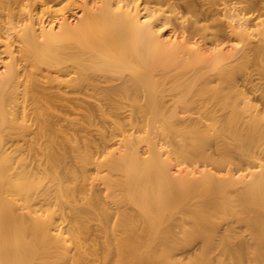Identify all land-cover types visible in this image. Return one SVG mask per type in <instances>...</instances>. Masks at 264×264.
<instances>
[{
  "label": "bare ground",
  "instance_id": "bare-ground-1",
  "mask_svg": "<svg viewBox=\"0 0 264 264\" xmlns=\"http://www.w3.org/2000/svg\"><path fill=\"white\" fill-rule=\"evenodd\" d=\"M49 1L0 0V264H264V0Z\"/></svg>",
  "mask_w": 264,
  "mask_h": 264
},
{
  "label": "rangeland",
  "instance_id": "rangeland-1",
  "mask_svg": "<svg viewBox=\"0 0 264 264\" xmlns=\"http://www.w3.org/2000/svg\"><path fill=\"white\" fill-rule=\"evenodd\" d=\"M126 1V0H125ZM136 1V0H135ZM154 1V2H153ZM183 1L184 0H174V1H172V2H176V3H174V4H176L175 5V7L174 8H176L180 13H182L183 15H185V16H189V17H191V15L189 14V13H186V12H183V9H182V3H183ZM198 1V0H197ZM199 1H201V0H199ZM240 1V3H239V5H242V7L244 6L245 7V1H243V0H239ZM50 3H48V5L50 6V9L51 10H53V13H55V14H57L58 12H59V10H63L64 12V15L65 16H67L68 17V19H69V21L71 22V23H73L75 20H76V18H77V16L79 15V11H78V8H76L74 5L73 6H71L70 8H64L65 7V5H66V1L65 0H50L49 1ZM127 2L131 5V8H132V6L134 5H132V3H134V1H132V0H127ZM132 2V3H131ZM136 4H138L139 6H138V9L141 11L140 13H142L140 16H142L143 15V9H142V7H144V6H148V7H151V8H153V6L154 7H158V5H160V7L161 8H166V5H164V4H160V3H158L157 2V0H137L136 1ZM129 5V6H130ZM162 5V6H161ZM179 5V6H178ZM128 6V7H129ZM243 7V8H244ZM142 9V10H141ZM182 9V10H181ZM16 10V9H15ZM176 10V11H177ZM181 10V11H180ZM56 11V12H55ZM169 13V12H168ZM171 14V13H170ZM169 14V15H170ZM250 14H252V16H254L255 14H256V12H251ZM58 15V14H57ZM56 15V16H57ZM17 16H15L14 17V20L13 21H16L17 20V18H16ZM19 17V16H18ZM23 17H24V15H23ZM47 16H44L42 19H41V21H45L44 22V24H46L47 23V21L50 19L49 17H47ZM142 19H144V18H142ZM262 19H264V14H262V15H260V17L258 18V20H262ZM35 20L36 19H34V22H35ZM145 20H147V18H145ZM173 20H175V19H172V21ZM178 22H180V20H178V19H176ZM174 21V22H176L177 23V21ZM37 22H35V25H34V27H39V25H41L43 22H40L38 19L36 20ZM0 22H1V24H2V27H6V26H8V19H7V16H5V13L3 14V13H0ZM211 22V20H209V21H203L202 22V24H208V23H210ZM176 23H169V24H166L164 27H162V31L163 32H166L165 33V35H166V37H169V36H171V35H173V36H180L182 33H181V30H180V28H178L179 27V23H177V26H175L176 25ZM224 30V31H223ZM222 31H220V33L221 34H223V35H227V33H226V29H223ZM168 35V36H167ZM200 39V40H199ZM198 39V35L197 36H194V38H193V40H195V41H197L199 44H203L202 46L203 47H208V48H212V46L211 45H209L210 43L209 42H207L206 44L203 42V40L201 39V38H199ZM227 40V37H226V39L224 40V42H223V46H225L226 48H230L231 46H232V44L234 43V41L232 40H228V41H226ZM2 41H3V38H0V73H2L3 72V70H4V64H5V62H7V53L6 52H3V50H4V47H3V44H2ZM200 41V42H199ZM201 41L203 42V43H201ZM205 44V45H204ZM12 45H17V42H15V40L13 39V41H12ZM22 68V67H21ZM128 73V71H124L123 73H118V74H114L115 76H119V75H125V74H127ZM106 75V74H105ZM255 76V75H254ZM38 78L39 79H41V80H44L42 77H40V76H38ZM255 79V80H254ZM254 79H253V82L254 83H256V84H258V81L257 82H255L257 79H258V75L256 76V77H254ZM259 81H261L260 83H262V85H260V87L262 88V87H264V83H263V81L262 80H264V79H258ZM239 83H240V81H239ZM259 83V84H260ZM252 84V83H251ZM251 84H249L250 86H251ZM248 85V86H249ZM243 87H242V89L243 90H245V83H244V85H242ZM252 86H253V84H252ZM259 85H257V87H258ZM254 87H256L255 85H254ZM259 87V88H260ZM261 90V89H260ZM259 90V91H260ZM264 90V89H263ZM250 92V91H249ZM253 92V91H252ZM249 93V96L250 97H252V99H253V102L255 103V104H257L259 107H261L262 105V103H261V100L259 99V95H258V91H256L254 94L253 93ZM254 96V97H253ZM258 98L257 100H255V98ZM123 110L121 109L120 111H117V112H113V111H111V112H106V114L104 115V116H102V117H95L94 118V120H93V122L92 123H84L83 122V126H84V130L86 129L87 131H90V132H92V133H95V132H97L98 131V129H109V130H111L112 129V122L113 121H115V120H125V115L127 114V112L126 113H123L122 112ZM71 117H74V115H72ZM116 146V145H115ZM258 156H264V155H262V154H258ZM90 176L91 177H94V174L91 172V174H90ZM95 185H97V186H99L100 188H103V195L104 194H106V190L104 189V186H103V184H101L97 179H94L93 181H92ZM213 221L215 222V226L217 225L218 226V228L219 229H222V227L224 226V224L227 222V219L225 218V217H215L214 219H213ZM232 225H233V229H234V231H235V233L237 234V236H238V238H237V240H239V239H245V234H246V232H245V226H244V224L243 223H240V222H233L232 223ZM221 228H220V227ZM236 229V230H235ZM219 235V234H218ZM218 238V236L216 235L215 237H214V239H217ZM199 239H196V241L194 240V241H192L191 243H185V249H188V248H190V247H192L193 245H195V244H198L199 243Z\"/></svg>",
  "mask_w": 264,
  "mask_h": 264
}]
</instances>
